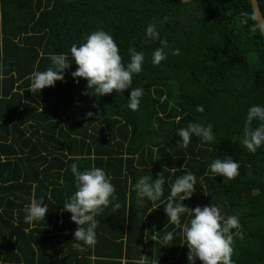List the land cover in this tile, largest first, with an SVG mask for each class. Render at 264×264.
Instances as JSON below:
<instances>
[{"label":"trees","instance_id":"trees-1","mask_svg":"<svg viewBox=\"0 0 264 264\" xmlns=\"http://www.w3.org/2000/svg\"><path fill=\"white\" fill-rule=\"evenodd\" d=\"M251 13L250 0H0V264H188L183 225L191 209L209 204L239 218L233 264H264V145L252 153L242 143L248 109L264 105V40L254 21L244 23ZM150 23L159 40L146 36ZM96 30L113 36L125 63L130 47L144 53L133 76L132 87L143 89L135 111L130 89L84 95L86 80L74 82L71 47ZM161 47L166 58L154 64ZM54 54L72 63L64 80L31 92L33 73ZM189 123L211 124L214 140L193 135L181 147L178 132ZM228 156L240 175L213 177L210 163ZM73 163L104 169L115 186L95 216L92 246L74 240L77 225L63 211L76 191ZM189 172L196 193L182 201L190 210L175 225L164 208L171 185ZM159 173L161 198L140 197L135 183ZM33 198L49 211L26 223Z\"/></svg>","mask_w":264,"mask_h":264},{"label":"clouds","instance_id":"clouds-1","mask_svg":"<svg viewBox=\"0 0 264 264\" xmlns=\"http://www.w3.org/2000/svg\"><path fill=\"white\" fill-rule=\"evenodd\" d=\"M251 19L254 27L264 35V16L253 11L250 16L244 14V23ZM146 36L160 39V33L156 24L150 23L146 28ZM177 54L179 50H176ZM130 61L125 63L118 44L113 36L104 30H96L89 34L85 41L77 46L71 47V55L74 64L77 66L71 73L75 83L76 78L86 80V88L82 93L89 91L94 95L104 96L113 91L129 90L128 107L135 111L138 109L143 89L132 87L134 74L142 71L144 53L138 52L134 47L129 48ZM166 58L164 48H157L153 53V63L158 64ZM51 66L45 71H37L32 75L31 92L46 87H54L56 81L64 80V71L70 67L65 54H54L51 56ZM123 61V62H122ZM197 111L203 112V106H197ZM92 112L86 113L91 117ZM253 120L260 123L257 127L251 128ZM246 127L243 145L249 152L255 153L258 148L264 145V105H253L248 109L246 116ZM182 140L181 147L187 148L193 135L201 138L204 143H211L214 140L212 125L207 127L199 123H189L186 128L178 132ZM241 164L231 156L227 158H215L209 165L213 177L221 176L224 179H234L240 175ZM175 170H177L175 168ZM178 171V170H177ZM71 172L75 178L76 191L63 205V211L70 213V219L77 225L73 233L75 241H83L84 245L92 246L96 242L95 229L97 221L95 216L108 207L114 197L115 186L105 170L99 167L80 170L77 164L71 165ZM165 177L159 173L156 179L151 175L142 176L134 185L140 197H146L150 201H157L164 192ZM197 178L193 173H186L179 176L171 185L170 196L164 211L170 222L180 225L181 215L189 212V208L182 201L190 198L196 193L195 185ZM182 194V195H181ZM179 196V202L175 198ZM44 198H33L24 209L25 222L33 223L45 219L49 206ZM119 208V204L115 205ZM191 219L183 225L185 246L188 249V264H195L198 258L201 264H233V236L231 230L239 227V218L231 215L225 218L217 206H197L190 210ZM173 239V233L168 232L163 236L164 245H169Z\"/></svg>","mask_w":264,"mask_h":264},{"label":"water","instance_id":"water-1","mask_svg":"<svg viewBox=\"0 0 264 264\" xmlns=\"http://www.w3.org/2000/svg\"><path fill=\"white\" fill-rule=\"evenodd\" d=\"M191 1H195V0H181L182 3H190ZM250 3H251L252 12L255 10L262 15V12L260 11V8H259L258 0H250ZM261 36L264 40V35L261 34Z\"/></svg>","mask_w":264,"mask_h":264}]
</instances>
